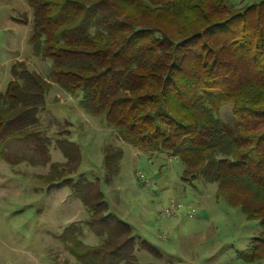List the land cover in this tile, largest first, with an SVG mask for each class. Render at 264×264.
Returning <instances> with one entry per match:
<instances>
[{
	"label": "trees",
	"instance_id": "1",
	"mask_svg": "<svg viewBox=\"0 0 264 264\" xmlns=\"http://www.w3.org/2000/svg\"><path fill=\"white\" fill-rule=\"evenodd\" d=\"M227 2L28 0L29 42L37 57L51 62L52 81L71 96L81 94V108L122 142L179 158L187 176L182 179L191 186L201 179L216 184L227 200L240 197L239 206L228 200L229 205L262 228L241 257L259 264L264 263V0L243 7ZM161 19H170L174 28ZM11 77L0 93L4 159L9 141L35 138L37 132L29 128L39 123L51 90L49 80L23 63L13 64ZM229 103L232 126L219 116ZM58 146L78 168L76 146ZM122 158L121 148L105 150L107 175L119 173ZM59 168L52 164L55 173L47 179L69 186L98 238L96 245L84 243L81 222L64 229L60 239L74 264H141L135 249L160 257L109 211L98 181L64 179V169L56 173Z\"/></svg>",
	"mask_w": 264,
	"mask_h": 264
},
{
	"label": "rangeland",
	"instance_id": "2",
	"mask_svg": "<svg viewBox=\"0 0 264 264\" xmlns=\"http://www.w3.org/2000/svg\"><path fill=\"white\" fill-rule=\"evenodd\" d=\"M251 1L228 0L227 4L243 7ZM162 21L174 28L170 19ZM31 33L28 0H0V93L12 79L11 67L17 62L51 84L39 123L29 128L37 132L35 138L11 140L2 152L6 159L0 155V264H51L54 260L74 264V256L60 239L72 222H81L84 243H98L85 224L84 206L69 186L47 179L55 173L54 163L65 170L64 179L98 181L109 211L133 227L136 240L159 250L157 258L135 249L138 263L248 264L241 256L262 228L259 221H248L234 207L240 205V197H228L234 205L230 206L227 196L218 195L216 184L201 179L194 186L185 183L179 158L144 153L122 142L100 118L81 108V94L71 96L52 81L51 62L34 54ZM231 108V103L226 104L219 113L230 126L236 122ZM60 142L76 146L78 168L72 166L76 160L68 162ZM110 147L121 148L123 158L119 173L109 176L104 154ZM173 203L184 206L175 216L166 212ZM193 210L196 215L188 216Z\"/></svg>",
	"mask_w": 264,
	"mask_h": 264
},
{
	"label": "built area",
	"instance_id": "3",
	"mask_svg": "<svg viewBox=\"0 0 264 264\" xmlns=\"http://www.w3.org/2000/svg\"><path fill=\"white\" fill-rule=\"evenodd\" d=\"M183 207H184L183 205L173 203V204L171 205V207H169V208L166 210V212H167L168 214H172V215L175 216V215H177V213L179 212V210L183 209ZM194 215H196L194 210L191 211V212H189V214H188V216H190V217H192V216H194Z\"/></svg>",
	"mask_w": 264,
	"mask_h": 264
}]
</instances>
